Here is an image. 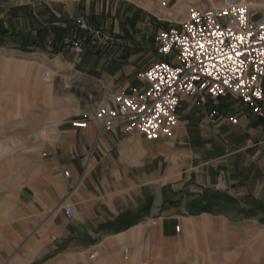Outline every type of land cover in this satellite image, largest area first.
I'll use <instances>...</instances> for the list:
<instances>
[{"label": "crops", "instance_id": "obj_1", "mask_svg": "<svg viewBox=\"0 0 264 264\" xmlns=\"http://www.w3.org/2000/svg\"><path fill=\"white\" fill-rule=\"evenodd\" d=\"M194 7L207 9L0 0V137L22 146L0 158V264H264V119L229 98L182 95L167 140L68 124L142 87L161 61L155 34ZM79 15L119 37L118 50L55 51Z\"/></svg>", "mask_w": 264, "mask_h": 264}, {"label": "built area", "instance_id": "obj_2", "mask_svg": "<svg viewBox=\"0 0 264 264\" xmlns=\"http://www.w3.org/2000/svg\"><path fill=\"white\" fill-rule=\"evenodd\" d=\"M73 22L71 32L51 44L55 51L80 55L118 50L119 37L92 27L83 15ZM153 49L161 61L138 75L142 87L113 96L112 107L74 118L69 126L84 129L95 124L105 132L122 123L126 133L137 131L149 142L167 140L179 124L182 95L198 96L203 104L229 98L264 119V8L254 9L245 0L194 7L183 21L155 34ZM216 116L213 110L209 118ZM229 122L236 124V119ZM63 175L68 178V172ZM65 209L73 218L72 209ZM98 257L94 251L89 260Z\"/></svg>", "mask_w": 264, "mask_h": 264}, {"label": "rangeland", "instance_id": "obj_3", "mask_svg": "<svg viewBox=\"0 0 264 264\" xmlns=\"http://www.w3.org/2000/svg\"><path fill=\"white\" fill-rule=\"evenodd\" d=\"M203 6L210 8L211 5L217 7L220 6L224 0H199ZM252 8L261 9L264 8V0H245ZM6 140V141H5ZM30 137L23 140L22 144H28ZM21 144L18 143V140L14 136L4 139L0 137V158H3L7 155H13L18 153L21 150Z\"/></svg>", "mask_w": 264, "mask_h": 264}]
</instances>
